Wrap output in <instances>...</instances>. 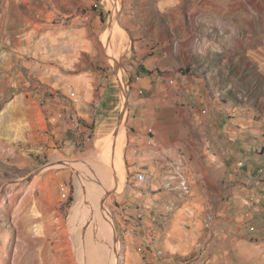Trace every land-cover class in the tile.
<instances>
[{"label":"rangeland","instance_id":"374dc122","mask_svg":"<svg viewBox=\"0 0 264 264\" xmlns=\"http://www.w3.org/2000/svg\"><path fill=\"white\" fill-rule=\"evenodd\" d=\"M169 2L149 23L129 0H0V264H264L257 247L208 246L216 215L158 197L189 192L186 158L188 189H166L132 151L156 95L264 118V0ZM148 28L163 33L143 51ZM105 82L113 104L91 117Z\"/></svg>","mask_w":264,"mask_h":264},{"label":"crops","instance_id":"0c3cea01","mask_svg":"<svg viewBox=\"0 0 264 264\" xmlns=\"http://www.w3.org/2000/svg\"><path fill=\"white\" fill-rule=\"evenodd\" d=\"M129 2L133 12L142 16L139 21L149 23L153 21V11L171 5L169 0ZM162 33L157 29L144 30L140 35L146 37L139 48L146 50L150 47L149 40ZM107 86L103 83L100 97L91 100L96 107L89 113L91 117L106 110L104 103L106 108L113 104L104 100L111 90ZM153 99L151 106L134 118L136 131L132 151L138 152V156H134L139 160L143 155L144 160L157 166L168 159L177 160L178 153L182 152L190 175L188 193L176 192L178 196H171L164 192L158 193V197L167 201L173 197L180 204L178 210L186 208L197 212L200 206V213L207 211L216 215L211 231L217 237L212 238L208 246L214 240L228 248L227 252L242 247L251 251L257 247L264 256V155H257L264 147V118L253 120L239 111L225 118L221 112L175 108L166 96L156 95ZM160 107L165 113L162 118L156 114ZM147 126L154 129L151 135L145 130ZM238 162H242V166H238ZM207 256L210 260L218 259L216 254Z\"/></svg>","mask_w":264,"mask_h":264},{"label":"bare ground","instance_id":"6f19581e","mask_svg":"<svg viewBox=\"0 0 264 264\" xmlns=\"http://www.w3.org/2000/svg\"><path fill=\"white\" fill-rule=\"evenodd\" d=\"M114 28L111 27V31H110V34H109V37L112 36V32H113ZM116 31V30H115ZM112 38V37H111ZM110 40V39H109ZM116 141H118L119 143L123 141V134L120 133V131L116 134V138H115ZM114 148H115V143H114ZM114 153H115V150H114ZM105 154V153H104ZM107 158L110 157V155L108 154V151L106 152V155H105ZM173 162V161H172ZM173 166V169H174V174H180L178 175V178H176L177 180V184H176V187L179 188V189H183V190H187L188 189V181H187V176L184 175L183 173V169H184V164H185V156L184 155H179V158L177 161H175V163H170ZM118 165V163H117ZM119 166V165H118ZM120 167V166H119ZM103 168V167H101ZM115 168V167H114ZM115 170V169H114ZM102 171V170H101ZM100 171V173H102ZM113 173V172H112ZM117 173V172H115ZM113 175H115L113 173ZM121 178V177H120ZM120 180V179H119ZM80 184V183H79ZM170 184L169 183V186H164L166 189L170 187ZM87 191H88V187L84 186L82 187L81 189V186H79V190H78V193H77V198H85L86 194H87ZM99 194V193H98ZM98 197V196H97ZM100 197V196H99ZM92 198V197H91ZM87 200V199H86ZM81 202V201H80ZM80 204V203H79ZM97 205V204H96ZM101 206V205H100ZM83 207V206H82ZM77 208H81L79 206H77ZM95 210V209H94ZM100 211V215L102 216V223L101 222H98L96 224V228H97V232H101L102 230L104 229H107L108 232H109V229H111V225L110 223L108 222L107 220V217L104 213V211L102 209L99 210ZM96 212V211H95ZM94 214V213H93ZM96 214V213H95ZM95 216V215H94ZM100 216V217H101ZM98 218V217H97ZM94 226V225H93ZM102 226V227H101ZM110 233V232H109ZM108 233V234H109ZM115 234V233H114ZM111 235V234H110ZM100 236V235H99Z\"/></svg>","mask_w":264,"mask_h":264},{"label":"built area","instance_id":"2783aa9c","mask_svg":"<svg viewBox=\"0 0 264 264\" xmlns=\"http://www.w3.org/2000/svg\"><path fill=\"white\" fill-rule=\"evenodd\" d=\"M169 83L172 84L173 80L170 79ZM152 132H153L152 127H149L147 129V133L149 135H151ZM171 162H172L171 159H168L167 161L161 162L158 164L160 166V171H161L160 175L157 178V182L160 184L159 186L164 187V186H169V183H176V178H178V175H180V174H174V171L170 170V163ZM237 165L242 166V162H238ZM166 172H168L167 176L165 175ZM165 176H166V178H165ZM146 179H147V175L143 172L137 171L134 174V180L136 182H144V181H146ZM176 191H177V189H176Z\"/></svg>","mask_w":264,"mask_h":264}]
</instances>
